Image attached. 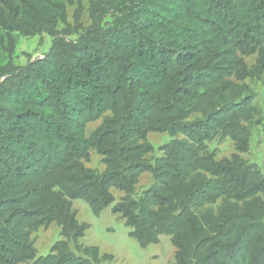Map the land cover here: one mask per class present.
I'll return each mask as SVG.
<instances>
[{
	"label": "trees",
	"instance_id": "1",
	"mask_svg": "<svg viewBox=\"0 0 264 264\" xmlns=\"http://www.w3.org/2000/svg\"><path fill=\"white\" fill-rule=\"evenodd\" d=\"M67 6L0 0L9 55L17 35L53 38L0 78V264H97L98 246L80 251L90 224L73 201L100 216L113 188L130 237L147 248L169 236L172 264H264V174L239 155L255 121L246 57L264 71V0H90L89 26L77 11L75 30H59ZM150 132L171 137L153 162ZM218 136L238 154L218 160ZM92 151L103 172L85 165ZM145 172L154 182L138 199ZM53 223L64 239L37 256L32 236Z\"/></svg>",
	"mask_w": 264,
	"mask_h": 264
},
{
	"label": "rangeland",
	"instance_id": "2",
	"mask_svg": "<svg viewBox=\"0 0 264 264\" xmlns=\"http://www.w3.org/2000/svg\"><path fill=\"white\" fill-rule=\"evenodd\" d=\"M68 2V24H60L58 29L68 28L74 31L75 13L80 14V22L84 26L91 24L90 0H64ZM69 38L76 39L77 34L73 33ZM52 36L43 33L36 36L26 37L16 36V49L13 55H9L4 46H0V78L5 66L12 62L15 65H26L29 59L38 58L46 54L52 43ZM1 44V42H0ZM246 61L251 70V76L240 81L248 87V91L253 96L255 106V121L252 125L250 147L247 152L240 153V157L247 162L256 164L264 174V71H259L258 55L254 54L246 57ZM197 117L193 115L192 119ZM100 120L91 122L89 129L94 130L100 124ZM170 135L166 132H150L148 141L154 146V151L146 157L153 162L162 155L161 147L169 142ZM210 151L215 152L218 160L231 158L238 154L235 143L230 137L218 136L208 142ZM103 157L97 151L91 152L89 162H85L87 167L103 172L105 164ZM154 182V175L145 172L140 176L139 183L135 189V197L140 198L143 192ZM115 202L104 209L100 216H96L89 204L82 199H75L73 206L78 212V220L90 224V229L85 236L79 240V248L82 251L86 246H98L100 248V260L97 264H172L175 260L176 249L172 245L169 236L161 235L158 244H151L147 248L140 247L136 239L130 237V228L120 218V214L113 213V206L124 196V192L113 188ZM264 200V192L262 193ZM34 245L37 256L47 255L51 247L59 240H63L61 228L53 223L48 228L42 227L33 234ZM74 247V246H73ZM107 255L106 258H103ZM28 264V263H21Z\"/></svg>",
	"mask_w": 264,
	"mask_h": 264
}]
</instances>
